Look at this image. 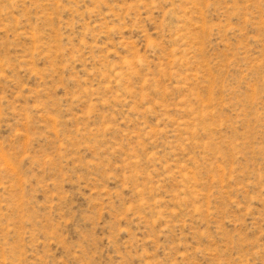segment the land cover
Returning <instances> with one entry per match:
<instances>
[{"label": "rangeland", "instance_id": "374dc122", "mask_svg": "<svg viewBox=\"0 0 264 264\" xmlns=\"http://www.w3.org/2000/svg\"><path fill=\"white\" fill-rule=\"evenodd\" d=\"M0 264H264V0H0Z\"/></svg>", "mask_w": 264, "mask_h": 264}]
</instances>
